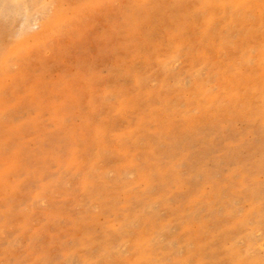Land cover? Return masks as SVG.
Returning a JSON list of instances; mask_svg holds the SVG:
<instances>
[{
	"label": "rangeland",
	"instance_id": "374dc122",
	"mask_svg": "<svg viewBox=\"0 0 264 264\" xmlns=\"http://www.w3.org/2000/svg\"><path fill=\"white\" fill-rule=\"evenodd\" d=\"M0 264H264V0H0Z\"/></svg>",
	"mask_w": 264,
	"mask_h": 264
}]
</instances>
